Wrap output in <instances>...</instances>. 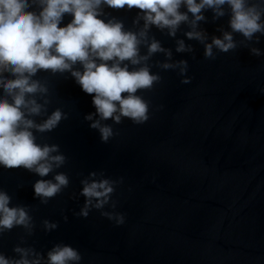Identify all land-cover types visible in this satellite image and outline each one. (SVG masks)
Segmentation results:
<instances>
[{
    "label": "water",
    "instance_id": "95a60500",
    "mask_svg": "<svg viewBox=\"0 0 264 264\" xmlns=\"http://www.w3.org/2000/svg\"><path fill=\"white\" fill-rule=\"evenodd\" d=\"M105 11L129 29L143 27L142 20L134 23L135 9ZM207 15L200 27L210 40L227 27V17L213 21ZM187 30L184 25L172 37L153 27L149 39L171 51L169 62L187 60L191 82L182 83L178 70L160 68L169 60L166 53L153 55L148 63L162 80L143 93L151 105L149 121L135 125L125 119L114 125L118 135L106 144L84 120L94 111L92 98L71 73L37 75L49 89L48 112L61 108L69 114L42 140L60 145L68 157L60 171L71 183L43 205L33 195L37 176L0 168V188L14 203L32 206L37 229L29 244L45 252L57 242L71 244L81 251L82 264H264V56L238 47L228 53L214 49L216 58L206 59L204 46L188 40ZM181 39L192 51H176ZM256 46L264 49V37ZM93 170L123 177L114 199L125 224L116 226L97 210L87 218L75 215L84 198L71 194ZM43 219L59 227L46 233ZM22 235L20 228L6 233L0 251L14 255Z\"/></svg>",
    "mask_w": 264,
    "mask_h": 264
},
{
    "label": "clouds",
    "instance_id": "9594fccd",
    "mask_svg": "<svg viewBox=\"0 0 264 264\" xmlns=\"http://www.w3.org/2000/svg\"><path fill=\"white\" fill-rule=\"evenodd\" d=\"M125 8L137 10L134 23L142 20V28L129 29L105 11ZM209 12L213 21L227 17V27L219 28L221 34L210 40L200 27L208 22ZM184 25L189 29L187 39L204 46L206 59L216 58L214 49L228 53L238 47L264 56V49L256 46L264 37V0H0V168L24 169L37 176L33 195L43 205L63 194L71 183L69 174L60 171L68 157L59 144L42 138L69 114L61 108L48 112L49 89L37 75L70 72L92 98L94 111L84 120L106 144L118 135L114 125L125 119L135 125L149 121L151 105L143 93L162 80L148 63L153 55L166 53L169 60L160 68L178 70L182 83L191 82L187 60L169 62L171 51L154 37L149 39L153 27L175 37ZM176 51L190 52L192 47L181 39ZM121 183L123 177L113 179L103 170L83 176L79 192L71 194L73 199L84 198L75 215L87 218L97 210L116 226L125 224L126 215L117 211L114 199ZM58 227L49 219L40 223L46 233ZM15 228L23 235L13 247L14 255L0 251V264H82L81 251L71 244L57 242L46 252L29 244L37 229L32 206L14 203L13 196L0 188V238Z\"/></svg>",
    "mask_w": 264,
    "mask_h": 264
}]
</instances>
